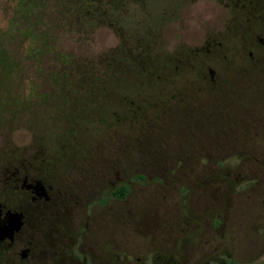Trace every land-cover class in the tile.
Masks as SVG:
<instances>
[{"label": "rangeland", "instance_id": "1", "mask_svg": "<svg viewBox=\"0 0 264 264\" xmlns=\"http://www.w3.org/2000/svg\"><path fill=\"white\" fill-rule=\"evenodd\" d=\"M130 1L118 33L76 31L53 5L40 23L73 63L52 87V42L29 58L18 0H0L17 66L0 67V204L25 217L0 264L27 243L24 264H264V75L245 69L263 54L264 0ZM115 51L121 85L102 71ZM18 165L48 202L10 181Z\"/></svg>", "mask_w": 264, "mask_h": 264}, {"label": "trees", "instance_id": "2", "mask_svg": "<svg viewBox=\"0 0 264 264\" xmlns=\"http://www.w3.org/2000/svg\"><path fill=\"white\" fill-rule=\"evenodd\" d=\"M142 2L143 0H139L137 4L142 7ZM170 3L173 4V0H170ZM53 5L58 7V9H56L57 15L60 19H64L65 26H72L76 31L106 26L115 30V33H118L122 23L125 22L124 19L127 18L125 15L129 13V11H131L130 9L135 5H133L132 1L130 0H18V8L11 17V27L13 29L14 36L17 37V35H22L24 38H32L33 47L29 48L27 54L29 58L34 60L41 59L42 57L49 56V54H51L46 48L48 41L47 39H50L54 47V50H52V55L50 56L59 57L58 59L55 57L58 68L55 73L51 75V82L55 83V85H52V87H60L59 85L62 83V78L60 77L63 76V73H65V69L71 67L73 58H70L66 55H59L55 48L56 35L53 34V27H51L50 22L45 24L42 22L40 23V21L44 20L43 18H45L48 12H53ZM47 17L48 19L50 18L49 16ZM4 44V41H0V67L6 71L9 77H12L17 66L12 60L13 54L9 53L4 48ZM117 51H115L113 54H115ZM118 53L116 54H118L120 57H123L122 63L124 62V64H122V67L117 63V56H114L111 53L110 58L112 60H109V62L104 65L105 68H103L102 71L108 73L110 83L113 84L114 80L112 78L115 79L117 77L116 82L121 85V74L123 73L120 72H129L130 63H128V56L124 54V56H121L122 53ZM84 72L86 73L85 75L87 77L88 71L84 69ZM18 166L14 169L16 170ZM135 178L141 179L142 181L146 180L145 175H136L132 177V179ZM10 181L14 180H12L10 177ZM124 187H127V184H120L117 187L119 194H122L120 189ZM112 193L115 194V191H112Z\"/></svg>", "mask_w": 264, "mask_h": 264}, {"label": "flooded vegetation", "instance_id": "3", "mask_svg": "<svg viewBox=\"0 0 264 264\" xmlns=\"http://www.w3.org/2000/svg\"><path fill=\"white\" fill-rule=\"evenodd\" d=\"M258 44H259V48L263 50L262 52L263 54H259V56L258 55L256 56L254 52L252 51L248 52L247 58H248V61L250 62V65H248V67L245 69H246V72H254L257 68V71L259 72L258 74L260 76V75H264V39L260 38ZM253 49H254V46L252 47L251 50ZM259 66H261V68ZM210 78H211V82L214 84L215 75L212 70H210ZM11 179L14 180V182L16 183H18L19 181L21 182V186L19 187V190L28 194L32 203H40V202L46 203L49 201V193L51 190L50 186L46 185L44 181L38 177L29 176L27 172L25 171V169L21 167L20 165L18 166V168H16V170L14 169V171L11 173ZM39 188H43V190H40ZM42 194H45L46 198L41 196ZM0 211H1L2 217L8 211L21 212L16 209L12 210V209L5 208L3 204H0ZM21 213L23 214V212ZM23 217H24V214H23ZM23 221H25V217L23 218ZM23 227H24V224H23ZM23 227L18 233L14 235L12 241L7 239V240L0 242V250L7 251L10 248H12L14 245L15 239L22 232ZM24 251H25V258H22V253ZM29 254H30V246L27 243V245L24 244L22 246L18 254L19 264H24L28 260Z\"/></svg>", "mask_w": 264, "mask_h": 264}, {"label": "water", "instance_id": "4", "mask_svg": "<svg viewBox=\"0 0 264 264\" xmlns=\"http://www.w3.org/2000/svg\"><path fill=\"white\" fill-rule=\"evenodd\" d=\"M39 189L43 190V188ZM41 196L45 197V194H42ZM23 218L21 212L8 211L2 217L0 211V242L7 239L10 241L13 240L14 235L23 227ZM22 258H25V251L22 253Z\"/></svg>", "mask_w": 264, "mask_h": 264}]
</instances>
